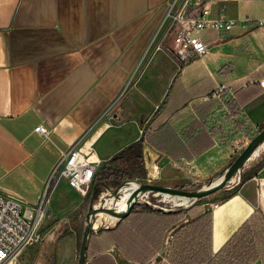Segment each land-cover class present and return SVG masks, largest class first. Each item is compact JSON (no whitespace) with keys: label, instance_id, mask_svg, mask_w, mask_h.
I'll use <instances>...</instances> for the list:
<instances>
[{"label":"crops","instance_id":"obj_1","mask_svg":"<svg viewBox=\"0 0 264 264\" xmlns=\"http://www.w3.org/2000/svg\"><path fill=\"white\" fill-rule=\"evenodd\" d=\"M169 2L0 0L1 194L37 204L58 148L79 141L92 148L100 167L141 136L160 154L158 168L164 163L185 178L206 179L229 165V145L241 129L264 128V25L241 21L228 32L204 30L207 53L179 62L170 39L168 51L156 44ZM211 9L213 16L223 11L238 20L264 19V0H212ZM219 83L235 89L236 121L217 101L200 99ZM39 124L49 128L50 139L34 132ZM261 174L264 165L207 209L213 254L254 212L264 218ZM152 225L145 224L142 234L128 221L94 230L85 264H173L172 230L156 248L152 234L159 228Z\"/></svg>","mask_w":264,"mask_h":264},{"label":"built area","instance_id":"obj_2","mask_svg":"<svg viewBox=\"0 0 264 264\" xmlns=\"http://www.w3.org/2000/svg\"><path fill=\"white\" fill-rule=\"evenodd\" d=\"M178 2L168 3L159 31L165 28L164 34L165 36L169 35L171 50L179 62H189L207 53L208 46L201 37V32L204 30L213 29L218 32H228L241 21L246 24L250 22L254 27L264 25V19L238 20L227 17L223 11L213 16L212 0ZM259 84L264 86V80H260ZM200 99L205 102L217 101L225 116L231 121H236L240 113L239 107L235 109L236 111L231 108L236 100L235 89L227 83L217 84L213 90L202 95ZM34 132L45 139H50L49 128L42 124L35 126ZM258 132L249 129L248 126L241 129L239 135L233 138L229 145L230 159L237 156ZM58 150L59 158L51 177L59 173L70 188L81 196H86L92 188L93 178L100 165V160L95 158L90 146L80 145L79 141L66 149L58 148ZM234 181L233 178L230 183ZM144 197H147V194L140 195L138 201L144 200ZM144 201L150 205L148 200ZM39 212V206H25L19 198L0 193V264L11 263L22 248L33 241ZM113 219L112 222L108 221V225L116 224L117 219ZM104 227L109 226L105 225ZM167 243L168 241H166Z\"/></svg>","mask_w":264,"mask_h":264},{"label":"trees","instance_id":"obj_3","mask_svg":"<svg viewBox=\"0 0 264 264\" xmlns=\"http://www.w3.org/2000/svg\"><path fill=\"white\" fill-rule=\"evenodd\" d=\"M231 108L236 111V102ZM143 143L144 138L141 136L101 163L93 178L91 188L93 197L105 188L113 192L115 188L131 182L136 175L145 176ZM235 157L229 161V164ZM263 165L264 156L248 172L241 174L238 184L252 177ZM237 188L238 185L220 202L227 200ZM188 216L191 217L190 220L178 224ZM125 221H128L130 226L136 225L140 234L147 223L153 224L155 229L158 227V232L154 231L152 234L156 237V248L162 247L166 231L173 229L168 250V258L173 264H253L258 259L264 261V218L258 212H254L215 254L211 249V213H204L201 205L193 206L188 210L163 211L152 208L146 202H139L125 219L117 221L114 226L100 227L98 231L117 229Z\"/></svg>","mask_w":264,"mask_h":264},{"label":"rangeland","instance_id":"obj_4","mask_svg":"<svg viewBox=\"0 0 264 264\" xmlns=\"http://www.w3.org/2000/svg\"><path fill=\"white\" fill-rule=\"evenodd\" d=\"M178 1L181 3L183 0H170L169 3ZM163 32L165 33V28L159 31L156 44L168 51L167 47L169 46L170 37L167 35L162 39ZM137 80H139V74H137L134 79L131 78L130 86ZM113 108L114 104L110 108L111 111ZM140 129L144 131V127L140 126ZM263 154L264 151L261 152L260 156ZM260 156L255 160L260 158ZM255 160L247 162L244 169L246 170L250 167L256 162ZM180 168H182V166ZM224 170L206 179L195 177V175L185 178L181 174V170L177 169L176 166L168 167L166 164L162 163L159 165L160 178L155 183L183 190H199L219 179ZM242 172L243 171H241V173ZM241 173L238 174L239 176L234 177L235 181L233 183L193 202L190 200L188 204L185 205H177L161 193H148L147 197H144V200H148L152 208L163 211L177 209L188 210L193 206L203 204L204 206L202 208L207 212V209L219 203L224 196L228 195L229 192L237 186ZM188 174H193V171ZM259 177L260 175H258V179ZM146 182H148V177L145 173L144 177L136 175L126 186H130L132 183L138 185ZM260 183L262 187L261 199L264 203L263 174H261ZM91 190L86 196H81L68 186L66 180L62 178L59 173H56L52 177L49 176L45 184V191L40 197L39 202L31 205L35 207L39 206L40 209L35 225L34 239L31 243L22 248L17 257L9 264H77L79 247L86 225V214L89 208L114 206V204H109L110 201H116L121 194V192H119L117 195H114L111 189H104L101 193L93 197ZM144 200L140 199L139 202H145ZM190 218L191 217L188 216L189 220ZM181 222L182 220L179 221L178 224ZM105 225L110 226L111 224L108 225V221H103L94 227V230L104 227ZM171 230L173 231V229Z\"/></svg>","mask_w":264,"mask_h":264},{"label":"water","instance_id":"obj_5","mask_svg":"<svg viewBox=\"0 0 264 264\" xmlns=\"http://www.w3.org/2000/svg\"><path fill=\"white\" fill-rule=\"evenodd\" d=\"M264 142V128H262L257 134H255L250 142L243 148V150L235 157V159L225 168L222 176L217 179L215 182L210 183L208 186H205L199 190H183L175 187L163 186L155 183L159 180V170L157 165V160L160 154L149 147L147 144L142 145V156L144 168L146 170V176L148 177V182L138 184L130 193L129 197L126 200V206L124 209H118L114 206H101V207H91L89 208L86 214V225L82 234V239L78 252L77 264H85L87 245L90 234L94 231V224L97 219V216L100 213L107 214L117 221L126 218L131 209L139 203L138 199L140 195H146L148 193H161L172 196L185 197L188 200L195 201L201 197L212 194L224 187H226L231 180L239 176L238 174L246 165L247 161L254 153V151L259 147L260 144ZM151 181V182H150ZM123 184L113 191L114 195H117L122 190L126 189L129 186Z\"/></svg>","mask_w":264,"mask_h":264},{"label":"bare ground","instance_id":"obj_6","mask_svg":"<svg viewBox=\"0 0 264 264\" xmlns=\"http://www.w3.org/2000/svg\"><path fill=\"white\" fill-rule=\"evenodd\" d=\"M264 151V142L262 144L259 145V147L254 151V153L251 155V157L249 158V160L247 162L253 161L255 160L257 157H259L261 155V152ZM98 160V159H97ZM137 185L135 183H132L129 187H127L126 189H124L119 198H117L116 201H110L109 204H114L116 205V208L118 209H124L126 206V200L129 197L131 191L136 187ZM164 196H166L169 200H172L175 204H179V205H185L188 204L189 200L185 197H180V196H172V195H167L165 194ZM114 219L104 213H100L97 216V219L95 221L94 227H96L99 223L103 222V221H109L112 222Z\"/></svg>","mask_w":264,"mask_h":264}]
</instances>
